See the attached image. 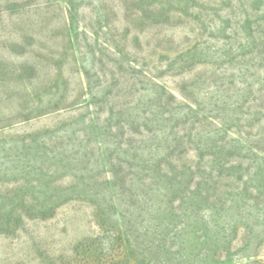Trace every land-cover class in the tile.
Listing matches in <instances>:
<instances>
[{"label":"rangeland","instance_id":"rangeland-1","mask_svg":"<svg viewBox=\"0 0 264 264\" xmlns=\"http://www.w3.org/2000/svg\"><path fill=\"white\" fill-rule=\"evenodd\" d=\"M150 1L0 0V173L5 172L0 193H9L22 184L29 187L4 162L10 140H29L43 132L44 141L49 135L53 137L52 144L42 146L50 155L49 151L67 149L71 139L66 131L81 125L77 122L96 119L90 100L82 103V96L90 98L86 90L89 84L99 85L102 100L96 105L105 102V109L108 105L130 107L141 102L139 119L133 120L134 127L142 123L141 128L139 132L128 130L123 139L135 148L161 127L143 116L152 113L154 104L148 81L165 88L164 100L172 103L170 107L182 102L181 87L187 82L192 84L187 89L191 87L189 92L205 109L199 115L204 131L213 133L229 151L221 153L226 155L219 163L226 170L213 180L218 182L217 199L228 190L243 187L249 188L254 199L235 220L219 211L215 218L201 201L197 202L198 210L187 203L185 207L190 210L184 214L177 204L178 213L170 221L163 217L157 224H161L158 231L164 233L162 239H167L168 254L153 250L149 259L142 257L143 263L264 264V41L259 51L251 50L246 30H240L246 19L237 0H177L169 9L164 0H156L161 4L153 6H149ZM261 12L252 14L263 19ZM261 21L259 31L264 37ZM104 93L109 94L106 101ZM191 119L186 124L179 119L183 124L175 129L179 138L189 127L192 129ZM163 122L167 130L173 124ZM46 130L50 131L47 135ZM234 140H239L240 146H235ZM185 141L172 157L177 165L194 167V148ZM250 145L255 149L246 156ZM128 162L130 165L123 166L124 174L139 182L143 178L141 163L131 157ZM53 170L44 168L38 178L41 194L48 188V180L57 188L72 184L65 170ZM26 171L31 178V170ZM48 172L55 173L46 177ZM96 174L105 178L101 171ZM60 190L59 199L53 202L64 204L51 216L28 219L32 212L24 211L20 227L0 233V264H138L140 258L129 252L125 238L119 242L116 229L101 226L92 205ZM143 192L150 199L148 188ZM32 197L26 194L27 200ZM38 199L43 201L44 195ZM147 218L139 220L138 234L144 233ZM208 228L211 235L218 231L215 246L210 242L204 246L199 238ZM177 233L182 234L183 244L173 239ZM82 243L83 247L77 248ZM248 251H256V257H245Z\"/></svg>","mask_w":264,"mask_h":264},{"label":"trees","instance_id":"trees-1","mask_svg":"<svg viewBox=\"0 0 264 264\" xmlns=\"http://www.w3.org/2000/svg\"><path fill=\"white\" fill-rule=\"evenodd\" d=\"M72 1L69 0V3H73ZM164 1L169 4V9L173 6L170 3L177 0ZM237 1L241 8H244L246 19L245 27L240 30H246V35L250 38L248 44H251V50L259 51L262 41H264V37L259 31V22L261 20L264 22V18L261 19L257 15L254 16L252 12L260 13L264 6V0H250L247 6L245 5V0ZM155 4L160 5L161 2L153 0L150 1L149 6ZM185 9L188 11L189 6L185 7ZM261 13L264 17V10ZM184 16L187 17V14H184ZM257 35L262 37L260 38ZM151 78L157 80L156 77L151 76ZM86 80H90L87 74ZM148 82L151 84V100L154 104L152 113H145L143 116L144 118H152L155 125L159 124L158 127H161L157 133H151L141 139V147L139 145L133 148L123 140H126L128 130L139 132L141 128L142 123H137L135 128V122H133L134 119H139L138 111H140L141 102L135 103V105L133 104L130 107L108 105L105 109V102L96 105L99 104L97 100H102L99 85L91 86L90 84L86 89L88 98H90L87 99L85 97L83 99V96L81 98L83 100L82 103L90 100V105L94 106L93 113L96 114V119L94 121L88 120L87 122L82 120L80 123L77 122L81 125H77L68 132L66 131L67 136L71 139L67 149L57 152L49 151L50 155H48L47 150L43 149V147L52 144L53 137L49 135L48 141H44L42 139L43 132L36 133L37 135L29 140L20 138L19 140L12 139L9 141V147L7 148L9 155L5 157L4 162L5 164H10L12 170L19 174V179L24 181L29 187L26 189L21 183V186H17L9 193H0V233L9 232L11 227H20L23 223L24 213L22 212L24 211L32 212L27 217L28 219L31 217L32 219H37L51 216L59 206L64 204L60 201H57V203L53 202L59 199L60 195L57 190L61 189V193L64 192L74 196V198H81L92 205L95 208L96 216L101 226L116 229L119 235V242L123 243V238H125L124 243L129 252L132 255H138L137 257L140 258L138 259V264H144V258L142 257L149 259V255L153 250L168 254L167 248H169V245L166 241L167 239H162L164 233L158 231L161 224H157L161 222L163 217L171 220V217L179 211L177 204L180 203L182 214L189 213L190 209L185 207L189 202L192 208L198 210V201L204 202V209L210 210L212 214L214 213L215 218H217L218 211L230 215L229 218H232V220H235L243 212L245 213L244 210L246 208L244 207H249L247 202L254 199L248 187H243L240 190L237 188L236 191L233 190V194L230 193L233 192L232 190H228L222 193L221 198L217 199L218 182L213 183V180L226 170L219 163L222 162V155L223 157L226 155V153L225 155H221V153L229 151L226 146L220 145V141L218 142V140L214 139L215 135L213 133L204 131L206 127L202 126V119L199 118V115L204 113L205 109L195 99L193 93L189 92L191 87L187 89V86L189 87L192 84L189 83V85L187 82H183L180 93L182 102L175 103V106L170 107L172 103L164 100L165 88L152 82V80ZM103 96L106 101L109 94L104 93ZM137 99L138 101L141 100L142 96H138ZM74 105L77 106L78 103H74ZM133 111L137 115L134 118ZM146 114H148V117H145L147 116ZM100 118H102V122L99 121ZM181 118L184 119V124L188 123L190 118H192V129L189 127L186 134L179 138L175 129L183 125L179 122ZM163 121H167V126L171 123L173 124L167 130L163 126L165 124ZM163 127H165L164 130ZM88 130H90V133ZM225 130L228 129L225 128ZM45 132L46 135L50 133L48 130ZM224 133L226 134V131ZM176 136L177 139L175 138ZM184 139H187V142L194 148L196 157V165L194 167L184 164L177 165L172 157L176 148L181 147L184 143L186 144ZM233 143L235 146H240L239 140H234ZM251 145L249 149H246V156L249 155L248 152H252L255 149ZM42 150L44 152H41ZM115 153L116 158H114ZM117 154H122L121 157L124 156L121 159V157H117ZM64 155H67L68 158ZM159 156L161 157L158 158ZM130 157L134 162L138 160V164L141 163L143 178L139 179V182L127 179V175L124 174L125 169L123 166L130 165L129 162L127 163ZM46 166L53 167V171L65 170V175L72 178V184L67 187L57 188L48 180L47 182L49 183L46 185L48 188H45L43 194H41L38 178L43 175V169L48 168ZM26 169L31 170V178L27 177L29 172ZM100 171L105 174V178H101L96 174ZM53 173L55 172H48L45 176L50 177ZM4 176L5 172H1L0 180ZM194 180L196 182L192 188L190 185L193 184ZM237 180L241 181L242 177H238ZM211 185H214L215 188L212 189ZM143 188H148L151 192L150 199L144 194ZM211 191H214V193H211ZM30 193L33 197L27 200L26 194ZM39 195H44L43 201H39ZM184 200H188V202L185 203ZM138 204L140 208L137 206ZM256 204L254 205L255 207L259 203ZM144 216H148L146 220L148 225L144 233L138 234L139 220H142ZM153 223L156 226H152ZM212 226L214 227L215 224ZM217 232L216 230L215 234L211 235L209 228L206 229L199 236L202 244L205 246V244L207 245L210 242V244L214 243L215 246L214 239L217 237ZM248 234L251 237L253 236L251 227ZM150 236L154 237L151 238ZM174 236H176V238L173 237L175 241L183 244L182 234L179 235L177 233ZM141 242H143L142 245ZM158 242L163 243L158 245ZM79 247L82 248L83 243L77 248ZM248 252L245 257H256V251L253 253ZM148 262L150 264V260ZM181 264H185L184 261ZM249 264L260 263L253 261Z\"/></svg>","mask_w":264,"mask_h":264}]
</instances>
